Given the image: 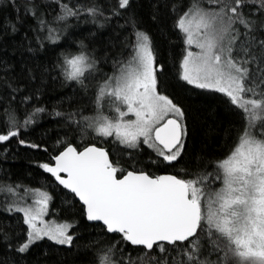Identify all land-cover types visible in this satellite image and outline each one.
I'll list each match as a JSON object with an SVG mask.
<instances>
[{
  "label": "snow or ice",
  "instance_id": "1",
  "mask_svg": "<svg viewBox=\"0 0 264 264\" xmlns=\"http://www.w3.org/2000/svg\"><path fill=\"white\" fill-rule=\"evenodd\" d=\"M53 85L71 93L49 110ZM205 128L218 153L194 150ZM19 148L44 153L45 182L0 167V264L54 246L71 264H264V0H0V155Z\"/></svg>",
  "mask_w": 264,
  "mask_h": 264
},
{
  "label": "trees",
  "instance_id": "2",
  "mask_svg": "<svg viewBox=\"0 0 264 264\" xmlns=\"http://www.w3.org/2000/svg\"><path fill=\"white\" fill-rule=\"evenodd\" d=\"M21 36L18 34L16 37L7 38L3 43L7 48L8 56L11 57L12 52L15 47L19 44ZM162 50L165 56H170L171 54V46L167 41H162ZM18 58V57H17ZM108 70L107 68L105 69ZM169 89L174 91L180 98H183L186 93L180 87L172 77H169ZM68 92L71 93V89L61 88L59 85H53L51 88L46 90L45 94L41 97L42 103L44 106H47L49 110H51L52 106H55L59 103L62 98V94ZM199 107V106H198ZM198 121L200 124H206L211 126L214 120V114L211 111H205L198 113ZM53 127L49 118H42L41 124L34 129H30V135L26 136L27 139H31L33 141L40 140L44 138V132ZM215 141V133H208V128H205L203 132H200L193 140V148L199 153L202 149L205 151H211L213 153H218L220 151V145L214 142ZM13 149H16L17 146L15 142H13ZM44 157V153L42 152H32L30 150H26L24 148H19L18 153L13 151L7 159L3 155H0V167L10 170L12 174L15 176L24 179L25 182H33L43 184L45 182V177L43 174L39 172L38 169L35 168L34 162L40 160ZM31 158V160L29 159ZM171 171V170H170ZM91 231V230H89ZM87 235V233L85 234ZM87 241H81V244L86 243ZM42 244L44 242H41ZM51 243V242H48ZM39 252V249L35 250ZM75 259L72 255H66L63 250H57L54 246L53 252L51 256L48 258L47 264H63L65 260L68 261V264H71L72 260ZM80 259H86L81 256Z\"/></svg>",
  "mask_w": 264,
  "mask_h": 264
},
{
  "label": "rangeland",
  "instance_id": "3",
  "mask_svg": "<svg viewBox=\"0 0 264 264\" xmlns=\"http://www.w3.org/2000/svg\"><path fill=\"white\" fill-rule=\"evenodd\" d=\"M51 218V217H50Z\"/></svg>",
  "mask_w": 264,
  "mask_h": 264
}]
</instances>
